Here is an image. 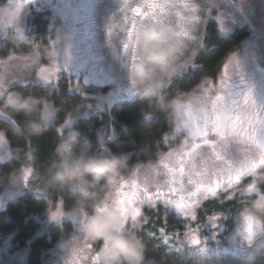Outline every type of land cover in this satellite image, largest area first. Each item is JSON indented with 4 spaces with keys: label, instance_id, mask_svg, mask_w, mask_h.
Returning <instances> with one entry per match:
<instances>
[{
    "label": "trees",
    "instance_id": "obj_1",
    "mask_svg": "<svg viewBox=\"0 0 264 264\" xmlns=\"http://www.w3.org/2000/svg\"><path fill=\"white\" fill-rule=\"evenodd\" d=\"M0 1L8 3L11 0ZM33 13L26 34L9 31L0 38V59L26 55L35 47L44 49L49 45V10ZM249 35L250 30L246 26L223 34L216 22H210L205 31V47L196 59L195 68L177 78L168 89L148 96L109 102L106 91L77 89L73 81L65 77L55 82H33L24 86L21 105L8 106L9 120L0 118V131L5 133L11 147L10 157L0 161V182L8 183L15 173L30 164L33 177L29 184L44 188L46 195L39 197L27 191L0 209V249H23L27 251V264H47L56 244L75 231L74 222L67 216L60 222L44 225V219L57 207L68 215L84 213L86 219H91L90 214L95 211L99 215L94 219L99 222V216L104 214L113 217L114 223L124 215L123 221H126L131 207L128 193L133 190L135 167L153 163L169 146L179 145L183 136L181 131L185 130L182 126L184 114L190 111L198 113L195 100L199 92L209 83L219 81L225 74L227 58ZM48 102L55 108L54 122H47L43 117V109ZM68 118L72 121L61 129ZM168 133L174 135L165 141L164 136ZM69 138L73 140L70 150L63 147ZM64 155L116 157L121 164L118 169L113 168L108 183L53 181L52 175ZM123 176L128 181L124 188L121 183ZM260 182L261 194H264V177ZM260 195L256 196L252 207L264 211V198L258 200ZM238 198L225 203L220 199L205 202L192 224L196 228L202 227L209 217L220 211L231 217L243 206L244 202ZM112 208L118 212H110ZM144 213L147 223L138 225L135 232L142 245L140 264H194L160 245V240L150 237L148 232L152 230L157 235L184 232L186 229L181 223L186 218L163 204H157L154 209L146 206ZM130 217L139 223V215ZM99 234L104 237L101 231ZM187 248L195 250L194 247ZM106 250L110 253L108 244ZM0 256L4 258V252H0ZM252 263L264 264V257H255Z\"/></svg>",
    "mask_w": 264,
    "mask_h": 264
},
{
    "label": "rangeland",
    "instance_id": "obj_2",
    "mask_svg": "<svg viewBox=\"0 0 264 264\" xmlns=\"http://www.w3.org/2000/svg\"><path fill=\"white\" fill-rule=\"evenodd\" d=\"M128 2L135 7L142 0H128ZM189 2L196 8L194 13L196 20L192 32H189V37L194 38H185V34L182 33L190 23L192 13L181 8L173 9L171 12L166 9L163 13L165 18L172 19V14L179 12L184 19L176 17L175 22L168 25L150 22L138 28V40L133 43V54L137 58L133 61L124 49L134 15L131 9L125 11V0H11L8 3L0 1V38L9 31L26 34L30 29V16L34 11L39 13L49 10L51 29V38L46 48L35 47L26 55L0 59V118L10 119L8 106L21 105L22 89L28 83L55 82L62 77L71 79L77 89L91 88L106 91L109 102L124 101L144 95L143 86L130 76L128 68L140 58L141 32L149 26H159L175 37V45L178 49L175 57V75L167 76L161 73L157 76V79L165 81L163 90H166L177 78L195 68L196 59L205 47L206 27L210 22H216L223 34L232 33L237 28L246 26L250 30V35L227 58L225 74L219 81L209 83L201 89L199 97L195 100L198 113L190 111L184 114L182 126L185 130L181 131L183 136L179 143L188 136L187 125L201 115L206 117L215 96L220 94H223L230 103L216 117L220 123V134L217 139L236 136L239 133V126L235 116V105L242 103L244 95L251 92L257 112L264 116V0H189ZM44 66L53 71L42 73L40 69ZM221 80L227 87L222 88ZM232 100H235V105L231 103ZM246 115L250 116L251 112H247ZM43 117L47 122L55 120V108L49 102L45 104ZM71 121V118L66 119L60 128L63 129ZM175 148H179V145L175 144L167 151ZM183 151H187V148H183L181 152ZM240 151L247 153L244 160ZM10 155V142L5 133L0 131V161L6 160ZM227 156L234 165L242 163L241 167L249 166L253 161H264V152L255 153L247 143L231 145ZM179 162L178 154L164 161L171 168H178ZM143 165H151V167L135 169L133 189L136 186L144 187L146 176L164 171L160 157L153 163ZM31 166L29 164L20 169L8 183L0 182V209L27 191H32L39 197L46 195L44 188L33 187L36 186L35 183L32 186L29 184L33 171L26 175L25 169ZM201 198L199 197L198 200ZM202 201L204 200L202 199L199 204ZM160 204L175 211L177 215L186 217V221L181 223L186 229L184 232L175 231V235L164 232L157 235L155 231L148 230L149 236L159 239L160 245L166 246L169 251L179 253L183 259L194 264H253L250 258L227 257L213 253L211 246L196 233L193 234V239L199 242L202 240L205 244L203 246L192 244L195 250H188L183 238L191 228L195 227L188 217H194L196 209L191 210L192 206L180 210L171 203ZM56 212L61 215L54 218ZM127 215L129 217L139 215V208L133 206L132 202ZM65 216L72 219L75 231L56 244L47 259V264H93L95 249L89 251L84 245L101 237L100 234L98 235L100 231L104 237L108 236V224L95 221L94 218L86 219L84 213L68 215L60 207L53 209L43 223L47 225L60 222ZM120 218L115 219L114 227L136 238L142 250L141 242L135 233L138 227L124 230L125 215ZM222 233L220 229L216 234L222 237ZM189 239L190 237L187 238ZM10 249L11 247L0 249L5 255L4 258L0 256V264H27V251L23 249L10 251ZM106 249L100 252V261L109 254Z\"/></svg>",
    "mask_w": 264,
    "mask_h": 264
},
{
    "label": "snow or ice",
    "instance_id": "obj_3",
    "mask_svg": "<svg viewBox=\"0 0 264 264\" xmlns=\"http://www.w3.org/2000/svg\"><path fill=\"white\" fill-rule=\"evenodd\" d=\"M177 8L187 9L192 13L190 23L182 33L185 34V38H194L189 37V32H192L196 20L194 15L196 8L189 0H142L135 7H132L128 0H125V11L131 9L134 15L132 27L127 32V42L124 43V49L133 61L137 58L133 54V43L138 40V28L150 22L168 25L169 23H174L176 17L184 19L179 12H174L172 19L164 17L163 13L166 9L171 12ZM40 71L48 73L53 70L44 66ZM220 83L222 88L227 87L223 80ZM229 103L223 94L216 95L208 115L206 117L201 115L187 125L188 136L179 143V148L159 154L160 163L164 168L163 173L157 172L155 175L146 176L144 187L136 186L128 193L133 206L139 208V223L128 217L123 225L124 230L135 229L138 225L147 223L148 218L144 213L146 206L150 205L154 209L157 204L171 203L178 209L184 210L196 204L198 198L202 197L204 193H214L221 187L239 185L249 171L245 170L241 174L242 163L234 165L227 154L231 145L243 143L250 145V148L255 153L264 152V116L257 112L251 92L244 95L242 103L238 105H235V100H232L231 103L235 105V116L239 126V133L234 137L223 140L217 139L220 134V123L216 117L222 113ZM249 111L251 112L250 116L246 115ZM179 129L177 128L176 130L179 131ZM172 135L174 133L166 134L164 140L169 141ZM209 137L212 138L210 139ZM183 148H187V151L181 152ZM204 149L210 151H205ZM241 153L244 160L247 153ZM174 154L180 155L178 168H171L164 163L166 159ZM262 166L264 164H260L257 168ZM141 167H151V165L138 164L135 168L139 169ZM32 171L33 169L31 168L25 169L26 175L31 174ZM124 173L127 174L128 172ZM234 176L237 177L235 181L233 180ZM121 183L123 188L128 184L124 176ZM249 190H252L251 186H249ZM59 215L61 213H54V218ZM194 242L198 243L199 241L194 240ZM94 246L93 264H100L99 254L107 247V243L103 238H98L94 242H86L84 245L85 249L89 251H92Z\"/></svg>",
    "mask_w": 264,
    "mask_h": 264
},
{
    "label": "clouds",
    "instance_id": "obj_4",
    "mask_svg": "<svg viewBox=\"0 0 264 264\" xmlns=\"http://www.w3.org/2000/svg\"><path fill=\"white\" fill-rule=\"evenodd\" d=\"M177 54L175 37L170 32L159 26H149L142 30L140 58L129 65L128 72L143 86L144 95L156 94L163 90L165 81L157 79V76L161 73L167 76L175 75ZM72 145L73 140L69 138L63 147L70 150ZM120 164V159L116 157L64 155L56 172L52 175V180L73 184H87L90 181L108 183L113 168L118 169ZM89 198L91 197H85V199ZM262 198L264 194H261L258 200ZM109 211L118 212L115 208ZM97 215L99 214L93 211L90 217L94 218ZM99 218L102 223H108V236L97 237V239L103 238L110 249V253L103 257L100 264H140L143 256L138 240L117 230L114 227V218L110 215H100ZM85 234L87 235V229Z\"/></svg>",
    "mask_w": 264,
    "mask_h": 264
},
{
    "label": "flooded vegetation",
    "instance_id": "obj_5",
    "mask_svg": "<svg viewBox=\"0 0 264 264\" xmlns=\"http://www.w3.org/2000/svg\"><path fill=\"white\" fill-rule=\"evenodd\" d=\"M260 164H264V161H253L249 166L241 167V174L245 170L249 172L239 185L221 187L214 193H204L202 198L200 197L201 199L191 209H196L194 217H188L192 222L197 219L198 209L207 201L220 199L225 203L239 197L238 199L244 203L232 213L231 217L222 211L216 212L206 220L202 227L191 228L183 240L186 247L194 245L196 239H193V234L200 233L201 238L211 246L215 254L250 258L252 261L255 257H264V211H258L252 207L256 196L263 191L260 181L264 177V166L257 168ZM236 179L237 177L234 176L233 180ZM249 186L252 187V190H249ZM202 199L204 201L199 204ZM230 219L231 222H229ZM220 229L223 232L222 237L216 234ZM191 234L192 236H190ZM189 237L190 239L187 240Z\"/></svg>",
    "mask_w": 264,
    "mask_h": 264
},
{
    "label": "water",
    "instance_id": "obj_6",
    "mask_svg": "<svg viewBox=\"0 0 264 264\" xmlns=\"http://www.w3.org/2000/svg\"><path fill=\"white\" fill-rule=\"evenodd\" d=\"M194 245L196 246V245H199V246H201L202 245V243L201 242H198V243H195L194 242ZM193 247V246H192Z\"/></svg>",
    "mask_w": 264,
    "mask_h": 264
}]
</instances>
